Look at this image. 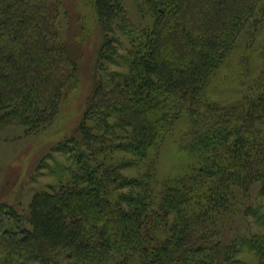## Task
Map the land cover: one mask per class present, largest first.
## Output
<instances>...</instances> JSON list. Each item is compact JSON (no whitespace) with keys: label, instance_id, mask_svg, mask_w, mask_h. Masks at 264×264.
I'll return each mask as SVG.
<instances>
[{"label":"trees","instance_id":"1","mask_svg":"<svg viewBox=\"0 0 264 264\" xmlns=\"http://www.w3.org/2000/svg\"><path fill=\"white\" fill-rule=\"evenodd\" d=\"M63 2L0 0V133L45 129L79 80ZM94 8V86L76 135L55 147L68 175L22 209L0 201V264H237L244 247L264 264V232L223 229L264 182V67L233 101L209 94L236 52L250 71L264 0ZM174 131L190 161L161 178L155 161Z\"/></svg>","mask_w":264,"mask_h":264},{"label":"rangeland","instance_id":"2","mask_svg":"<svg viewBox=\"0 0 264 264\" xmlns=\"http://www.w3.org/2000/svg\"><path fill=\"white\" fill-rule=\"evenodd\" d=\"M63 4L67 13L61 15L62 24L66 29L65 34L69 33L68 39H72L71 49L78 54L79 80L65 95L56 117L45 129L26 135L21 127L11 126L0 133V201L20 204L19 209L27 206L34 192L55 187L68 175L60 166H66L69 160L55 147L64 139L76 135L95 82V59L102 33L97 23L94 0H64ZM130 14L137 19L135 9L130 8ZM116 35L122 42L118 45L122 54L127 40L120 31ZM262 39L256 44L252 55H248V58H252L249 74L241 66V53L236 52L228 65L220 70L219 79L213 82L209 92L212 99L233 101L245 87L242 82L246 81V76H258L260 68L264 67V28ZM180 142L182 140L177 138V131L165 140L155 161L159 177L177 176L188 166L190 156L181 150ZM223 229L227 238L236 233L264 232V182L251 189L241 211ZM238 258L237 264H256V257L246 247Z\"/></svg>","mask_w":264,"mask_h":264}]
</instances>
